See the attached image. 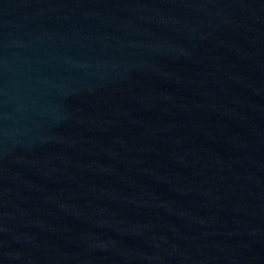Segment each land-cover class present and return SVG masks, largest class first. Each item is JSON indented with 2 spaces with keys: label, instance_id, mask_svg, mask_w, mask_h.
<instances>
[{
  "label": "water",
  "instance_id": "water-1",
  "mask_svg": "<svg viewBox=\"0 0 264 264\" xmlns=\"http://www.w3.org/2000/svg\"><path fill=\"white\" fill-rule=\"evenodd\" d=\"M0 264H264V0H0Z\"/></svg>",
  "mask_w": 264,
  "mask_h": 264
}]
</instances>
